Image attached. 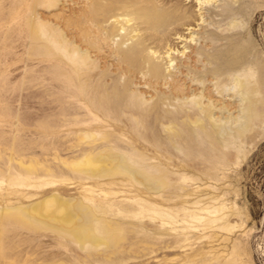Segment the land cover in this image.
Wrapping results in <instances>:
<instances>
[{"label":"rangeland","instance_id":"1","mask_svg":"<svg viewBox=\"0 0 264 264\" xmlns=\"http://www.w3.org/2000/svg\"><path fill=\"white\" fill-rule=\"evenodd\" d=\"M158 1L176 15L192 13L190 27L178 25L184 37L170 36L179 53L164 49L154 55L163 67L169 66L167 72L180 70L175 61L167 63L177 54L182 64L198 60L195 69H204L208 60L200 52L212 51L213 39L221 43L228 36L250 42L252 55L245 69L257 76L263 66L264 79V0ZM83 8V0H0V264H264V113L258 130L231 144L229 159L206 160L198 153L188 167L173 172L178 193L166 200H132L108 179L98 189L82 179L84 174L57 165L55 147L63 158L70 155L81 133L79 124L91 118L82 99L83 82L50 39H61L67 49L81 45ZM190 41L196 44L194 51ZM238 74L220 88L233 93ZM261 96L264 100V91ZM223 120L235 126L233 119ZM68 180L78 186L70 188ZM52 192L102 206L121 219L117 238L109 232L98 245H81L6 210Z\"/></svg>","mask_w":264,"mask_h":264},{"label":"bare ground","instance_id":"2","mask_svg":"<svg viewBox=\"0 0 264 264\" xmlns=\"http://www.w3.org/2000/svg\"><path fill=\"white\" fill-rule=\"evenodd\" d=\"M83 2L82 44H71L67 49L61 39H50L55 48L65 53L75 77L83 82L82 99L91 118L79 124L81 133L67 157H62L57 139L54 156L58 166L84 174L82 179L93 182L98 189L108 179L121 196L132 200H166L178 193L173 172L188 167L196 154L202 153L200 156L206 160L218 156L225 161L232 155L231 144L236 138L244 140L258 130L256 126L264 113V79L260 74L263 66L257 68V76L245 69L252 55L250 42L228 36L221 43L213 39L214 49L200 52L203 61L208 60L204 69H195L198 60L182 64L177 54L167 63L175 61V68L180 70L167 72L169 66L163 67L154 55L164 49L165 53H179L170 36H183L178 30L180 24L191 26L189 10L176 15L158 0ZM117 36L120 38L115 45L111 44ZM194 46L190 41L188 47L194 51ZM239 72L233 81V93L229 88H220L222 82ZM236 100L241 104L237 105ZM237 111L239 116L232 118ZM223 118L233 119L235 126H228ZM69 184L70 188L78 186ZM60 191L66 194L68 188ZM6 210L18 212L24 222L34 227L53 229L81 245H98L103 234L108 238L109 232L117 233L121 225V219L108 215L102 206L59 192Z\"/></svg>","mask_w":264,"mask_h":264}]
</instances>
